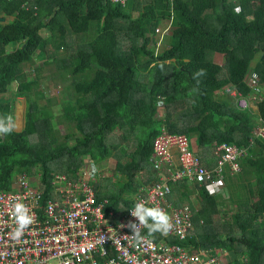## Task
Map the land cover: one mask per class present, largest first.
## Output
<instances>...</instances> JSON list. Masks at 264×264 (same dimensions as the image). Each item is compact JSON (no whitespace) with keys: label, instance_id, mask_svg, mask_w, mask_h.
Wrapping results in <instances>:
<instances>
[{"label":"trees","instance_id":"obj_1","mask_svg":"<svg viewBox=\"0 0 264 264\" xmlns=\"http://www.w3.org/2000/svg\"><path fill=\"white\" fill-rule=\"evenodd\" d=\"M1 16L8 20L0 21V115L15 118L18 96L27 107L24 129L0 136V189H12L18 173L41 174L46 204L56 194L54 172L77 178L85 157L101 166L114 158L119 188L109 190L103 169L89 183L108 198L107 214L123 215L133 204L128 190L154 179L163 128L185 134L208 169L218 165L220 145L246 146L239 170L226 164L220 194L199 181H170L169 200L189 206L192 224L184 238L165 240L225 247L229 264H264V138L254 133L264 120V0H0ZM23 63L33 69L25 79ZM43 64L57 65L53 79L70 80L57 96L36 76ZM200 69L206 74L194 78ZM240 95L256 106H239ZM138 173L145 178L135 186ZM236 175H247L239 190ZM228 187L236 206L220 223Z\"/></svg>","mask_w":264,"mask_h":264},{"label":"built area","instance_id":"obj_2","mask_svg":"<svg viewBox=\"0 0 264 264\" xmlns=\"http://www.w3.org/2000/svg\"><path fill=\"white\" fill-rule=\"evenodd\" d=\"M127 2L122 0L120 3L125 5ZM252 75L255 76L254 73ZM232 92L237 96L235 91ZM240 98L241 105L252 107L250 102L254 100ZM254 133L256 137L264 138L262 118L258 120ZM190 145L185 134L171 133L163 128L155 140L154 179L150 184L141 185L133 196V204L117 221L113 219L115 214L112 210L108 214L105 211L108 198L100 201L89 183V178L98 172L97 163L89 156L77 178L66 173H53L51 184L56 196L48 199L46 204L43 203L41 175L17 174L13 178V189H0V264H229L231 252L225 247L190 249L165 240L184 238L192 224L189 206H175L169 200L172 193L170 181H199L211 194H220L225 186L223 172L226 164L231 165L232 173L239 170L240 158L247 147L234 143L220 145L221 159L216 167L208 169L201 165L198 154L190 149ZM171 165H177L172 176L167 172ZM139 200L148 206L165 209L173 222H178L176 229L159 240L155 234L148 236L147 229H143L146 242L139 246L131 245L129 225L138 221L130 209ZM16 201L25 203L35 216V222L25 230L20 240L12 238L15 224L11 213Z\"/></svg>","mask_w":264,"mask_h":264},{"label":"clouds","instance_id":"obj_3","mask_svg":"<svg viewBox=\"0 0 264 264\" xmlns=\"http://www.w3.org/2000/svg\"><path fill=\"white\" fill-rule=\"evenodd\" d=\"M120 2H122V0H113L114 5ZM234 11L237 14H239L242 11V9L240 6H236ZM5 18L6 20H0V21H7L8 18L7 17ZM205 74H206L205 70L200 69L196 73H194V78H198ZM17 105L18 104H16V109H17ZM17 119L18 117H16L15 119L14 116L11 114L0 115V136L10 135L12 132L17 130V128L19 127L18 124L19 122H17ZM93 171H95V167H93ZM60 173H65V172H60ZM37 175L34 176L37 177ZM94 189L96 190L97 198L101 201L103 198L102 199L99 198L97 188L94 187ZM12 209L13 210L11 216L15 224V228L12 232V238L14 240H20L23 237L25 230L28 229L35 222V216L32 214L31 209L22 201H16L12 205ZM130 211H131V215L138 221V223L133 222L130 223L129 225L130 229L132 230V235L128 236L129 243L133 246H139L146 242L147 238L144 232L142 231L143 229H147L148 236H152L158 233L159 235L166 237L169 234H171L174 231V229H176L178 224V222L176 223L173 222V218L165 209L158 206H148V204L143 200L137 201L134 204V206L130 209ZM174 238H178V237H174Z\"/></svg>","mask_w":264,"mask_h":264},{"label":"rangeland","instance_id":"obj_4","mask_svg":"<svg viewBox=\"0 0 264 264\" xmlns=\"http://www.w3.org/2000/svg\"><path fill=\"white\" fill-rule=\"evenodd\" d=\"M163 32L166 33L167 31H163ZM43 33H45V32L43 31ZM44 35H46V34H44ZM77 41H79V42L83 41V37H77ZM197 41L200 42L201 39H198ZM12 46H13L12 44L7 46L8 51L12 50ZM29 64L31 66V65H33V62H29ZM30 66H28V63H23L22 64V76H23L22 78L25 79L26 78V74H28L29 71H31V72L33 71V69ZM57 70H58V67H57L56 64H43V65L39 66V68L36 69V72H37L36 76L39 77V79H40V81H41V83L43 85V88L46 89V91L48 92L49 96H52V95H56L57 96L59 94V89L65 87V84L66 83L69 84V82H70V80H67L66 82L65 81H61L60 79L56 78V75H55V78L53 79V74L55 72H57ZM147 73H148V70H145V72L143 73V75H145L144 76L145 80H147V76H146ZM58 76L59 75L57 73V77ZM223 92H224V90H223ZM220 93H222V91L218 92L219 95H221ZM230 93L233 95V92H230ZM11 94H12V90L7 91L4 96L5 97H9ZM24 99L25 98L23 96H18L17 97V100H16V104H18L17 108L19 106H22V107L24 106L23 105ZM236 101H237V104L239 106H241L242 108H248L247 105H241V103H242L241 98H236ZM247 103H248V101H246V104ZM250 103H251L252 106H256V103H254L253 101H251ZM25 111H26V109L24 110V108H21L19 110V112H21V113H25ZM162 112H163V110L160 108L159 113L161 114ZM17 113H18V111H17V109H15V116L16 117H17ZM16 117H15V119H16ZM25 125H26V122L24 123L23 119H22V121L19 120V127L17 129H20V128L23 129L25 127ZM60 128H61V131L63 133H65V128L63 126H60ZM31 138L35 139L36 136H32ZM87 166H89V164ZM96 166L98 168V172L95 174L96 178H99L100 172L103 169V171H105V173L108 175V178L110 177V179L108 180V184H109L108 188H109V190H112L114 188L118 189L120 182L118 181L117 177H114L116 174H118L120 176V173L116 170V159L110 158V159L106 160L105 162H102V166L99 163H97ZM36 170L40 171L39 169H36ZM148 175L149 176L152 175V177H154L155 172L150 171L148 173ZM245 176H246V178L241 177L238 180L237 175H236V177H235L236 181L233 184L235 190H239L240 189V185L239 184L243 183L244 181H246L247 175H245ZM144 178H145V176H144L143 173H138L137 182L135 181V183H134L135 186L137 185L138 181L143 180ZM52 179H53V176L51 177L50 180H52ZM104 187H105V185L102 186V188H104ZM227 189H228L227 192H229V193H227V195H226L227 199L225 200V202H226L225 203L226 204L225 205V213L220 214V215L217 216V220L220 223L224 222L227 219L231 220V212H232V210H234V206H236L235 203L232 202L231 199H230V195H231L230 191L233 194V190L230 187H228ZM134 193H135L134 189L133 190H128V194L130 196H134ZM194 205H195V208L199 207L197 201L194 203ZM120 217H121V214L119 215V214L115 213V216L113 217V219L115 221H117Z\"/></svg>","mask_w":264,"mask_h":264},{"label":"water","instance_id":"obj_5","mask_svg":"<svg viewBox=\"0 0 264 264\" xmlns=\"http://www.w3.org/2000/svg\"><path fill=\"white\" fill-rule=\"evenodd\" d=\"M0 20H6V18L5 17H1ZM23 105L24 106L22 108H24V110H25L26 107H27V101H26V99H24ZM17 117H18V122H19V120L22 121V119H23L24 120V123H25V113H21V112L18 111ZM21 130H22L21 128L20 129H17V131H21Z\"/></svg>","mask_w":264,"mask_h":264},{"label":"crops","instance_id":"obj_6","mask_svg":"<svg viewBox=\"0 0 264 264\" xmlns=\"http://www.w3.org/2000/svg\"><path fill=\"white\" fill-rule=\"evenodd\" d=\"M22 108V106H19L18 108H17V111H19V109H21ZM17 122H18V119H17ZM19 124V123H18Z\"/></svg>","mask_w":264,"mask_h":264},{"label":"bare ground","instance_id":"obj_7","mask_svg":"<svg viewBox=\"0 0 264 264\" xmlns=\"http://www.w3.org/2000/svg\"><path fill=\"white\" fill-rule=\"evenodd\" d=\"M258 85H259V84H258ZM258 85H257V86H258ZM260 93H261V92H260ZM240 97H241V95H240Z\"/></svg>","mask_w":264,"mask_h":264}]
</instances>
